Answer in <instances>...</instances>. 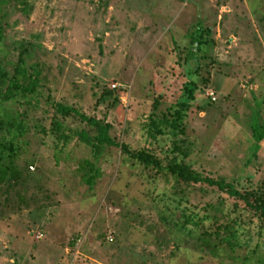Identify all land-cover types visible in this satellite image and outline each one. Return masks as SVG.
<instances>
[{"label":"rangeland","instance_id":"rangeland-1","mask_svg":"<svg viewBox=\"0 0 264 264\" xmlns=\"http://www.w3.org/2000/svg\"><path fill=\"white\" fill-rule=\"evenodd\" d=\"M198 27L208 28V43L194 59L187 49ZM22 38L39 45L40 92L51 104L104 120L115 141L148 148L162 164L172 137L149 138L144 117L155 100L153 113H166L193 81L194 100L175 137L184 161L240 191L264 182V139L256 147L250 132L255 114L264 125V0H33L27 16L7 17L5 43ZM104 89L111 94L99 100ZM44 101L28 123L48 129L54 116L69 141L58 150L53 131L42 139L32 129L20 139L15 163L30 165L23 182L0 183V264H264V232L239 211L242 203L233 211L236 199L215 187L176 183L117 147L93 160L74 133L85 124ZM83 159L100 169L90 189L77 170ZM183 210L196 213L189 235L172 223ZM224 214L240 217L242 245L209 251L196 239L200 226L212 228L210 216L218 223Z\"/></svg>","mask_w":264,"mask_h":264},{"label":"trees","instance_id":"trees-1","mask_svg":"<svg viewBox=\"0 0 264 264\" xmlns=\"http://www.w3.org/2000/svg\"><path fill=\"white\" fill-rule=\"evenodd\" d=\"M32 2L33 0H0V183L4 182L7 185L11 184V181L20 180V182H23L25 179L27 166L30 164L26 163L23 167H20L15 163V158L19 151L20 139L29 133L31 129L41 134L42 139L47 132L53 131L57 139L55 145H57L58 150L62 149L69 141L67 128L64 127L60 119L54 116L50 118L48 129L41 123L35 122V120L31 124L28 123L32 119L29 113L38 109L41 98L45 97V104H51L50 96L48 94L43 96L40 92L43 80V64L33 57L39 45L23 38L13 40L9 44L4 41V30L9 13L17 11L21 15L27 16L31 10ZM207 33L208 28L201 27L190 32V47L187 49L189 57L194 58V54L208 43V40L205 39ZM194 70L196 72L197 66ZM113 89L118 91L121 88L114 87ZM182 89V98L177 100L173 106L168 107L166 113L160 117L153 113L157 105L155 100L152 103L151 112L144 117L143 127L149 138L155 139L156 136L164 134L172 137L168 149L172 156L165 158L166 162L164 164L148 148L132 149L123 142L118 143L115 141L109 135L110 124L104 120L84 115L74 107L58 102L52 103L51 106H53L55 114L60 117L71 114L77 116L85 124L86 129L80 128L74 133L80 142L89 147V153L93 160H96L107 148L117 147L132 162L141 165L143 168H152L157 172L170 175L176 183H203L215 187L217 191L224 192L227 196L236 199L233 202V211L239 207V203H242L239 211L256 217L259 222V232H264V182H261L255 188L240 191L232 182H226L222 178L213 179L202 176L184 161L187 152L177 144L180 140L175 139V137L183 132L182 122L191 103L190 101L194 100L193 91L196 90V87L193 81H189L183 85ZM202 92L203 90H201ZM110 94V89H104L99 94L98 99L102 100L105 95L109 96ZM117 98L115 96L114 101ZM250 132L251 138L258 147L257 143L264 139V125L259 122L256 114L252 117ZM77 170L82 171L80 179L88 189L93 186L94 181L100 176L99 167H96L93 162L87 159L82 160ZM194 216H196V213L186 214L183 210L180 215L181 220L172 222L173 226L182 234L189 235L191 229L188 224L198 225V222L193 221ZM210 218L215 223L214 226L212 228L200 226V231L197 234L196 239L201 245L212 252L219 249L232 252L235 247L242 245L236 236L242 227L239 216L230 217L229 214H224L223 221L218 223H216L217 219L214 215ZM255 251V249L251 250L252 256ZM252 256L245 254L242 256V260L247 261ZM256 261L258 263L261 260L257 258Z\"/></svg>","mask_w":264,"mask_h":264},{"label":"built area","instance_id":"built-area-1","mask_svg":"<svg viewBox=\"0 0 264 264\" xmlns=\"http://www.w3.org/2000/svg\"><path fill=\"white\" fill-rule=\"evenodd\" d=\"M111 87H112V88H114V87L121 88V85H120V84H117V85H111ZM207 95L210 97L211 100L214 99V97H213L211 91H210V92H207ZM34 237H35L36 239L41 238V237H42V233H41V232H36V233L34 234Z\"/></svg>","mask_w":264,"mask_h":264}]
</instances>
